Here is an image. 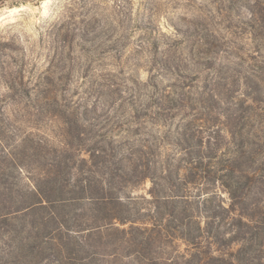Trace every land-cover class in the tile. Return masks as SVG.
Instances as JSON below:
<instances>
[{"label": "trees", "instance_id": "trees-1", "mask_svg": "<svg viewBox=\"0 0 264 264\" xmlns=\"http://www.w3.org/2000/svg\"><path fill=\"white\" fill-rule=\"evenodd\" d=\"M231 46L202 84L174 46L152 63L169 84L105 78L121 112L23 61L0 95V264H264V72Z\"/></svg>", "mask_w": 264, "mask_h": 264}, {"label": "rangeland", "instance_id": "rangeland-1", "mask_svg": "<svg viewBox=\"0 0 264 264\" xmlns=\"http://www.w3.org/2000/svg\"><path fill=\"white\" fill-rule=\"evenodd\" d=\"M232 42L241 47L245 72L254 64L264 72V0H0V95L23 61L28 80L53 60L56 73L69 76L64 88L74 100L129 111L112 103L105 78L124 90L153 74L169 84L174 75L152 63L174 46L193 57L202 84L208 62L238 61ZM204 43L213 47L202 54ZM6 102L10 111L13 102Z\"/></svg>", "mask_w": 264, "mask_h": 264}]
</instances>
